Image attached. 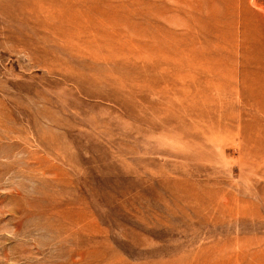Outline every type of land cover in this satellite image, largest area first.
<instances>
[{
    "label": "rangeland",
    "instance_id": "374dc122",
    "mask_svg": "<svg viewBox=\"0 0 264 264\" xmlns=\"http://www.w3.org/2000/svg\"><path fill=\"white\" fill-rule=\"evenodd\" d=\"M0 264H264V0H0Z\"/></svg>",
    "mask_w": 264,
    "mask_h": 264
}]
</instances>
